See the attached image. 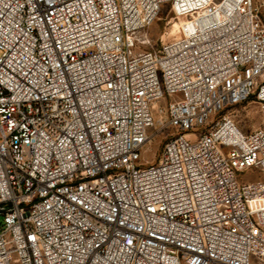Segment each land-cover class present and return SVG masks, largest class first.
I'll list each match as a JSON object with an SVG mask.
<instances>
[{"label": "built area", "instance_id": "built-area-1", "mask_svg": "<svg viewBox=\"0 0 264 264\" xmlns=\"http://www.w3.org/2000/svg\"><path fill=\"white\" fill-rule=\"evenodd\" d=\"M165 8L195 29L142 49ZM250 98L264 0H0V264H264Z\"/></svg>", "mask_w": 264, "mask_h": 264}, {"label": "rangeland", "instance_id": "rangeland-1", "mask_svg": "<svg viewBox=\"0 0 264 264\" xmlns=\"http://www.w3.org/2000/svg\"><path fill=\"white\" fill-rule=\"evenodd\" d=\"M193 18V17H192ZM195 29V23L190 17H176L169 12L167 8L159 15L158 19L142 34V38L146 41L141 46L142 49H151L152 47L159 49L163 44L181 37L182 34L189 33ZM236 121L238 126L245 133H250L255 129L264 130V109L254 100L250 98L241 104L228 107L225 110ZM172 131L157 124L150 129L153 140L148 145L144 155L145 162H156L160 157L163 145ZM243 178L250 180L259 179L253 174L241 175ZM3 217L0 215V225Z\"/></svg>", "mask_w": 264, "mask_h": 264}, {"label": "water", "instance_id": "water-1", "mask_svg": "<svg viewBox=\"0 0 264 264\" xmlns=\"http://www.w3.org/2000/svg\"><path fill=\"white\" fill-rule=\"evenodd\" d=\"M2 212V209H0V213Z\"/></svg>", "mask_w": 264, "mask_h": 264}, {"label": "bare ground", "instance_id": "bare-ground-1", "mask_svg": "<svg viewBox=\"0 0 264 264\" xmlns=\"http://www.w3.org/2000/svg\"><path fill=\"white\" fill-rule=\"evenodd\" d=\"M190 33V32H189ZM185 34H188V33H185Z\"/></svg>", "mask_w": 264, "mask_h": 264}]
</instances>
